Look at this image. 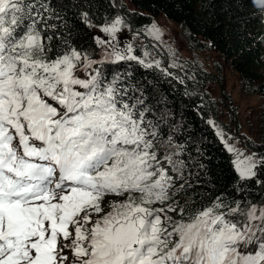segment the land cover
I'll use <instances>...</instances> for the list:
<instances>
[{
	"label": "snow or ice",
	"instance_id": "1",
	"mask_svg": "<svg viewBox=\"0 0 264 264\" xmlns=\"http://www.w3.org/2000/svg\"><path fill=\"white\" fill-rule=\"evenodd\" d=\"M94 2L0 0V264H264V152L201 112L236 179L188 196L205 165L133 66L186 96L195 76L172 71L157 24L124 43L127 21L94 23ZM242 6L264 25V0ZM69 15L91 50L70 39Z\"/></svg>",
	"mask_w": 264,
	"mask_h": 264
},
{
	"label": "trees",
	"instance_id": "2",
	"mask_svg": "<svg viewBox=\"0 0 264 264\" xmlns=\"http://www.w3.org/2000/svg\"><path fill=\"white\" fill-rule=\"evenodd\" d=\"M140 12L129 10L126 0H119L120 9L115 0H95L92 5L93 12H99L94 17V23L101 24L100 18L119 15L121 11L130 21L132 28L139 30L150 24L154 16L164 13L167 18L177 22L183 29L187 45L195 54L193 59L178 57L175 53L176 63L182 66L185 76H195V80H186L188 91L194 95L184 94L185 86L175 82L168 83L164 79L154 80L151 74H145L135 68L138 79H145L142 83L150 88L151 95L155 97L162 112L171 113L168 119L182 131L177 135L181 141L187 139L193 163L202 160L205 165L199 171L200 183L196 177L192 182L196 189L187 193L188 196L199 198L201 196L231 192L234 187L236 175L229 164V155L221 150L222 146L217 141L213 130L201 118V112L206 119L212 116L217 119L216 104L208 95V85L222 79V64L216 63L217 73L208 71L205 62L198 58V53H219L224 62L239 76L242 88L246 93L264 96V50L258 49L253 43V38L264 39L258 36L261 27L252 16L259 15L255 7L242 6V0H128ZM77 3L78 0H72ZM256 3L257 0H252ZM72 12L76 9L72 8ZM69 26L72 27L70 39L77 46L83 45L90 49L93 47L91 32L82 25L77 27L72 23L76 17L69 15ZM91 50V49H90ZM181 75V74H180ZM201 97L203 99H201ZM203 105V107H200ZM217 121V120H216ZM264 135V129H263ZM262 147V146H261ZM202 149L197 153L196 149ZM264 150V147H262ZM258 151V150H257ZM259 152V151H258ZM252 195L259 197V189L254 185ZM184 193H178L184 196Z\"/></svg>",
	"mask_w": 264,
	"mask_h": 264
},
{
	"label": "rangeland",
	"instance_id": "3",
	"mask_svg": "<svg viewBox=\"0 0 264 264\" xmlns=\"http://www.w3.org/2000/svg\"><path fill=\"white\" fill-rule=\"evenodd\" d=\"M126 3L129 10L134 13L140 12L141 14L145 12L136 8L128 0H126ZM116 5L117 8L120 7V4ZM121 13L120 11L119 15ZM152 23L159 26L168 45L171 46L178 57L185 59L194 58L195 54L187 45L183 29L179 23L167 18L162 12L154 16L150 24ZM133 33L134 30L131 27L125 30L121 34L123 42L136 43L133 40ZM141 42L147 43V41L143 40ZM197 55L200 60L205 62L204 64L208 71L217 73L216 63L222 64V79L208 85V95L216 104L217 122L228 132L242 140L245 137H251L253 150L264 152L261 147L262 142H264V96L246 93L242 88L238 74L232 70L229 63L223 61L224 58L219 53L211 51L198 53ZM161 56H163L162 52Z\"/></svg>",
	"mask_w": 264,
	"mask_h": 264
},
{
	"label": "water",
	"instance_id": "4",
	"mask_svg": "<svg viewBox=\"0 0 264 264\" xmlns=\"http://www.w3.org/2000/svg\"><path fill=\"white\" fill-rule=\"evenodd\" d=\"M115 2L116 3H118V0H115ZM119 9H120V7H118ZM123 18H125L124 17V15L121 13L120 14ZM127 21H129L127 18H125ZM173 71H175V72H178L179 74H181V75H184V73H182V71L181 70H178V69H172Z\"/></svg>",
	"mask_w": 264,
	"mask_h": 264
},
{
	"label": "bare ground",
	"instance_id": "5",
	"mask_svg": "<svg viewBox=\"0 0 264 264\" xmlns=\"http://www.w3.org/2000/svg\"><path fill=\"white\" fill-rule=\"evenodd\" d=\"M163 53V52H162Z\"/></svg>",
	"mask_w": 264,
	"mask_h": 264
}]
</instances>
